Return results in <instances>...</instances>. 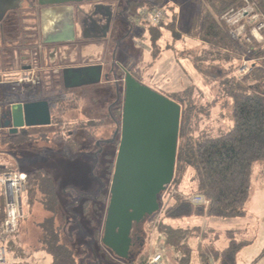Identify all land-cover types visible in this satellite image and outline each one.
<instances>
[{
  "label": "rangeland",
  "instance_id": "rangeland-1",
  "mask_svg": "<svg viewBox=\"0 0 264 264\" xmlns=\"http://www.w3.org/2000/svg\"><path fill=\"white\" fill-rule=\"evenodd\" d=\"M98 2H120L115 10V14L117 13L115 23L117 22V30L121 31L120 37H114L113 40L109 37L99 44L88 43L86 45L90 47H82L79 51L77 48V64H83L89 60L101 62L105 65L106 74H109L111 67L120 70L119 67L123 66L139 77L137 65L140 62L144 70L141 83L169 99H173V92L178 91L180 87L186 88L189 84L196 85L195 82L200 79L199 70L201 69H196L191 62L180 56L181 47L179 45L168 49L169 42L164 37L170 35L167 29L172 31L175 40L180 39L183 33L188 31L192 36L193 17L199 15L203 0H163L164 5L176 12V17H178L176 24L170 23L163 28H147V32L149 29L147 35L143 34L142 29L130 30L128 24L120 19V12L126 8L127 0H84L80 6L82 11H89L87 3ZM153 2L157 3L158 0H139L131 8H135V5ZM29 7V3H23L22 9H25L21 10L20 16L16 20H7L0 27V81L4 82V87L1 88L0 104H4L1 100L8 93H12L11 102H23V104L40 101L38 100L40 98L52 99L60 95L64 98L60 99V102L70 108L64 115L62 128L52 124L44 129H32L31 132H38L34 133L36 134L34 139L37 140L22 146L12 145L9 132L0 130V162L7 165L5 169L16 171L29 172L38 167L47 169L53 176L60 200L59 224H63L65 239H68L69 246L77 253L80 264H108L109 254L114 255V253L105 248L100 240L104 233V230L103 232L100 230L102 225L100 203H103L102 196H106L105 199L109 200L120 146L123 100L119 98L115 86L122 85L121 79L125 72H119L120 76L113 78L109 76L110 81L104 79L103 83L97 87L77 89L71 93L57 90L56 93L45 94L46 83L50 85L52 91L56 89L53 88L56 82L52 68L57 67L60 59L57 58V61L50 62L48 58L46 66L43 64L44 59L49 55L42 50L43 26L40 10L36 6V10L30 11ZM72 7L68 6V8ZM30 14H35L37 20L27 19ZM167 16L168 20H171L173 13L168 11ZM159 29L162 36L157 42V47L153 44L151 46L153 53L156 50L158 52L156 55H150L145 51L148 49L147 43H150L145 42L152 41L153 35H156ZM30 35L35 37L34 41L29 39ZM67 50L64 48L62 58L68 63L72 56L70 53L66 56ZM18 54L21 59L16 60ZM203 56L204 54L201 57ZM26 57L39 58L40 67L37 69L39 72H34L39 78V84L36 86L23 85L21 89L15 86L14 82L26 73L19 67V64H26ZM148 64L151 65L148 66ZM205 69L210 76L208 80L204 79L209 88L203 93L206 100L202 99L201 94H192L186 89L183 96L188 99L184 106V114L185 118L189 119L188 121L183 119L182 124L185 127L189 122L187 129L191 141L215 138L220 133L219 130H229L233 125L231 101L225 96V91L219 81H216L218 71L213 67L210 69L205 67L203 70ZM115 81H120V83L117 84ZM38 89L42 91L41 94L39 91L36 92ZM214 104L219 114L212 117L210 107ZM111 116L115 118V122H112ZM212 118L219 120L211 122ZM118 132L119 135H116ZM44 134L47 135V140L43 138ZM109 141L114 143L109 145ZM12 160L16 162L14 166ZM108 161H113L112 175L109 179L106 178ZM262 166V164L255 166L245 218L226 220L193 218L184 221V227L199 226L203 232L233 231L236 234V240L245 244L238 254V264H264V175L260 173ZM195 188L194 175L189 172L186 180L179 186V192L185 196H193ZM165 200L167 202L166 197ZM47 216L43 206L36 205L31 211L27 208L26 218L21 224L19 233L13 239L14 250L9 259H13L17 264H51V257L40 251L42 231L39 224ZM63 216L65 217L62 219ZM98 230L100 233L97 234ZM160 243L158 235L155 234L151 243L145 240L141 250L131 248L130 252H133L129 256V263L139 264L140 258L135 259V255L140 252L141 257L148 256L146 263L153 254L162 253L164 255L162 264H175L170 252L160 246ZM228 243V240L223 238L213 245L222 250Z\"/></svg>",
  "mask_w": 264,
  "mask_h": 264
},
{
  "label": "trees",
  "instance_id": "trees-1",
  "mask_svg": "<svg viewBox=\"0 0 264 264\" xmlns=\"http://www.w3.org/2000/svg\"><path fill=\"white\" fill-rule=\"evenodd\" d=\"M250 1L255 3L264 14V0ZM135 6L138 12L150 11L164 6V3L163 0H158L157 3ZM243 6L244 0H203L199 15L193 17L192 37L209 45V52L196 59L197 69L203 68L200 65L202 62L209 63L211 61L210 67H212L214 63H219L222 59L232 60L233 66L234 61H238L236 70H228L229 72L223 75L217 72L216 79L225 91V96L231 101L233 125L229 130H219L220 133L215 138L191 141L187 129L189 122L185 127L182 124L183 119L187 121L189 119L188 117L185 118L184 114V106H186L185 103L188 99L183 97L185 93L173 96L172 100L182 106L174 179L166 191L159 196L160 211L152 217L146 218L143 222L134 224L132 250L134 248L141 250L145 240L151 243L153 235L156 234L162 239L163 248L170 252L175 264H238V254L245 247V244L236 240V234L233 231L225 233L203 232L201 227H179L171 224V222L193 218L226 220L247 216L246 207L251 196L255 166L264 163V70L256 65L253 71L242 79L237 78V71L247 49H253L251 57L257 60L264 57V46L255 42L249 46L244 41L240 43L233 41L229 35V28L219 21V18L228 11L238 10ZM169 11L173 13V20L176 21L178 18L176 12ZM170 23L168 21L152 28H163ZM161 36L160 29L156 35H153L151 43L154 47H157V42ZM157 52L158 50L153 55H156ZM223 53L225 54L223 55ZM11 95L12 93L4 95L1 102L6 105L14 103L10 100L13 98ZM38 100H49V98ZM7 101L10 103H6ZM212 107L213 105L210 108ZM69 108L70 106H65L62 102L51 101L52 124L62 128L63 122L60 121L64 119ZM10 137L12 139L11 144L14 146H20L31 138L30 135L23 134L11 135ZM43 138L47 140V135L44 134ZM112 163L113 161L107 162L106 178L108 179L112 175ZM189 172L193 173L196 184V188L193 190L194 195L205 197L209 201L208 206L192 205L188 201V198L192 196H185L179 192L178 188L186 180ZM26 174L28 176V209L31 211L36 205H40L48 214L39 224L42 231L40 251L51 257V264H80L77 253L69 246L68 239H65L63 224H59L58 207L60 200L52 174L43 167L35 168ZM105 198L106 196H102L103 203H100L102 220L100 230L102 232L110 200V197L109 200ZM98 232L100 233L99 230L97 234ZM221 237L229 242L228 247L224 250H219L213 245V241ZM138 238L140 241L137 240ZM200 239L205 241L203 246L199 244ZM100 240L102 242L101 238ZM9 245L13 251V239L10 240ZM140 255L138 252L135 259L139 257V264H147L148 256L141 257ZM162 256L164 258L163 254ZM119 260L127 264L132 263H129V259ZM108 261V264H118L110 257H108Z\"/></svg>",
  "mask_w": 264,
  "mask_h": 264
},
{
  "label": "water",
  "instance_id": "water-1",
  "mask_svg": "<svg viewBox=\"0 0 264 264\" xmlns=\"http://www.w3.org/2000/svg\"><path fill=\"white\" fill-rule=\"evenodd\" d=\"M82 1L62 0V3ZM16 3L19 0H15L12 9L17 8ZM67 72L73 81L78 80L73 85L77 88L101 84L103 79L100 65ZM124 83L121 140L102 244L120 259L128 260L134 224L160 211L159 196L174 179L182 106L144 86L131 74H126ZM1 113L0 129L11 135L52 126L47 101L15 103Z\"/></svg>",
  "mask_w": 264,
  "mask_h": 264
},
{
  "label": "flooded vegetation",
  "instance_id": "flooded-vegetation-1",
  "mask_svg": "<svg viewBox=\"0 0 264 264\" xmlns=\"http://www.w3.org/2000/svg\"><path fill=\"white\" fill-rule=\"evenodd\" d=\"M133 1V2H132ZM29 3L30 11L36 10V6H38L40 10V18L42 23V34H43V46L42 50L46 52L49 56L44 59L43 64L48 63L49 60L57 61V58L60 61L57 64V67L52 68V74H54V80L56 84H54L53 88H56L54 91L50 88V85L44 86L45 94L56 93L57 90L62 92L71 93L77 91V89L84 88H92L97 87L98 85L93 86H84V87H73L74 81L77 84L78 80L73 81V78L69 76L67 70H77L82 68H88L93 66H102L103 67V75H105L106 80L110 81V77L120 76L119 72H125L123 75V79H121L122 85H116L115 88L117 93L119 94V98L121 101H124V90H125V77L126 74L133 75L130 71L126 70L123 66H120V70H115L114 67H111L109 74H106L105 65L103 63L95 64L94 61H86L77 64V48L78 51L82 48H88V43H96L105 42L109 37L110 40L114 37L119 38L121 31L117 30V22L116 20V5L120 2H112V3H87L89 5V11H82L81 4L84 3V0L81 3H62V0H19V3H16V9H12L15 6V0H0V27L4 25L7 20H16L18 16H20L23 3ZM139 2V0H127V5L124 10L120 12V19L125 21L126 24L130 27V30L133 31L137 29L139 21L137 20V12L135 8H131ZM132 5V6H131ZM68 6H73L72 8H68ZM68 10L69 13H66ZM42 16V17H41ZM125 16V17H124ZM27 19L37 20L35 14H30L27 16ZM119 16L117 17L118 21ZM124 23V22H123ZM34 36L30 35L29 39L34 41ZM28 39V38H27ZM67 50V54L70 53L72 56L69 62H63L60 52L63 50ZM27 58V57H26ZM21 59L19 54L16 55V60ZM39 58L25 59V65H20V69H24L25 72H39L40 65H38ZM21 61V60H20ZM19 61V62H20ZM63 62V63H62ZM21 63V62H20ZM17 66V65H16ZM50 73V72H49ZM77 73V72H75ZM71 75V74H70ZM134 77V75H133ZM117 84L120 81H115ZM43 90V88H42ZM39 91L36 90V92ZM42 91L39 93L41 94ZM49 100H40L47 101L50 105V100L59 101L62 98L60 95H56ZM33 103V102H32ZM123 104V103H122ZM73 109V108H72ZM122 114H123V105H122ZM52 117V115H51ZM112 122L116 121L114 117H112ZM63 121V120H62ZM60 121V122H62ZM53 122V117H52ZM119 135V132L116 134ZM114 143L113 141H109L108 144ZM140 241V238L137 239ZM133 246V238L132 245ZM131 250V248H130Z\"/></svg>",
  "mask_w": 264,
  "mask_h": 264
},
{
  "label": "built area",
  "instance_id": "built-area-1",
  "mask_svg": "<svg viewBox=\"0 0 264 264\" xmlns=\"http://www.w3.org/2000/svg\"><path fill=\"white\" fill-rule=\"evenodd\" d=\"M169 10L167 5L150 11L142 10L137 15V20L139 24L156 27L169 21L167 16ZM219 21L229 28V35L233 41L238 43L244 41L249 46L255 41H259L261 33L264 31V14L250 0H244L242 8L228 11L219 18ZM248 29H250L249 34L247 33ZM252 54V48L245 51L242 64L237 71L238 79L245 78L255 68L257 60L251 57ZM35 73L27 71L14 82V85L20 88L27 84L38 85L39 78ZM27 187L28 176L24 172L13 170L0 175V264H16L13 259H9V256L12 255L9 244L10 240L18 234L20 224L26 218ZM188 201L195 206L209 205V201L201 195H194L188 198ZM3 204L4 207H2ZM109 257L118 264H124L111 253ZM162 261V254L158 253L149 258L147 264H162Z\"/></svg>",
  "mask_w": 264,
  "mask_h": 264
},
{
  "label": "crops",
  "instance_id": "crops-1",
  "mask_svg": "<svg viewBox=\"0 0 264 264\" xmlns=\"http://www.w3.org/2000/svg\"><path fill=\"white\" fill-rule=\"evenodd\" d=\"M174 17V16H173ZM170 22H171V24H176L175 22L176 21H174L173 20V18L171 19V20H169ZM177 25H178V23H177ZM147 28H152V27H150L149 25H146V24H143V23H141V24H138V26H137V30L139 29V30H143V34L144 35H147V33L149 32V29H148V32H147ZM168 31H170V35L169 36H167V37H164L165 38V40L166 41H168L169 42V44H167V48L168 49H170V48H176V46L177 45H179V47H181V50H179V54H180V56L181 57H183V58H185V60H187V61H189V62H191V64L196 68V59L197 58H200L204 53H207V52H209V45L208 44H206L205 42H203V41H201L200 39H198V38H195V37H192L191 35H190V33H188V32H186V33H183L184 35L180 38V39H178V40H175V38H173L174 37V34H172L171 32V30L170 29H167ZM247 33L249 34L250 33V29H248L247 30ZM172 35V36H171ZM172 39V40H171ZM147 42H149L150 44H148ZM145 43H147V47H148V49H146L145 51L147 52V53H149L150 55L151 54H153V49L151 48V46H152V43H151V41H146ZM255 43H257L258 45H261V46H264V31L261 33V36H260V40L259 41H255ZM60 54H61V57H62V52H60ZM225 53H223V55H224ZM66 56H69V54H66ZM159 56V54L157 55V57ZM63 59V58H62ZM52 60H50V62H51ZM234 61V60H233ZM63 62L65 63V62H67V61H64V59H63ZM62 62V63H63ZM95 62V61H94ZM235 63H234V66L232 65V60L231 61H227V60H223L222 59V61H219V63H214V65L212 66L213 68H215L216 69V71H218V73H220L221 75H223V74H227L229 71L228 70H236L237 68H236V66L238 67V65H237V63H238V61L237 60H235L234 61ZM97 63V65L99 64L98 62H95V64ZM101 63V62H100ZM210 63H212L211 61L209 62V63H207V62H202V63H200V65H202L203 66V68H201V70H199V72H200V79L199 80H197L195 83H196V85L195 84H189L186 88L184 87H180L179 89H178V91H175V92H173V96L174 95H176V94H180V93H186L185 91L186 90H188V91H191L190 93H192V94H201L202 95V99H205L206 100V98H205V94H203L204 93V91L205 90H209V88L207 87V84L205 83L206 81V79L208 80V78H209V74H208V72L206 71V69H205V71L203 70L205 67L206 68H208V69H210ZM216 64V65H215ZM149 65H151V64H148V66ZM256 65H259V67H261L263 70H264V57L263 58H258L257 59V63H256ZM138 67H137V69L139 68V69H141L142 68V70H139L138 69V75H139V77H136L135 75H134V77L141 83V81H142V76H143V73H144V70H143V65H142V63H140L139 62V64L137 65ZM147 68V67H146ZM197 69V68H196ZM22 70H24V69H22ZM235 72V71H234ZM233 74H235V73H233ZM106 80V77H105V75H103V79H102V82H101V84L103 83V80ZM205 79V80H204ZM106 81H108V80H106ZM192 82H194V81H192ZM3 81H0V94H1V88L2 87H4V85H3ZM9 83H11V82H9ZM22 89V88H21ZM186 89V90H185ZM39 92H41V90L39 91ZM211 94V93H210ZM32 102H35V101H32ZM37 102H39V101H37ZM17 103H23V102H17ZM12 104H15V103H12ZM12 104H9V105H6V104H0V113L2 112V110H4V109H6L7 107H10ZM212 106V105H211ZM216 105H213V107L211 108V112H212V117L215 115L216 116V114L218 113L217 112V109H216ZM230 107H231V103H230ZM219 114V113H218ZM214 116V117H215ZM213 120H219V119H215V118H212V120H211V122L213 121ZM3 121V117H2V113H1V122ZM38 130V129H42V128H30V129H25V130H20L19 131V133L18 134H23V135H30V140L29 141H27V142H25L24 144H26V143H28V142H32V141H36L37 139H34V135H36V134H34V133H38V132H36V131H32L31 132V130ZM0 130H6V129H0ZM8 131V130H7ZM9 132V131H8ZM10 134V133H9ZM17 134V135H18ZM11 135V134H10ZM23 145V144H22ZM22 145H20V146H22ZM16 147V146H15ZM9 162V161H8ZM12 162H13V166L16 164V162L14 161V160H12ZM260 164H262L263 166H262V169H260V173L261 174H263L264 175V163H260ZM6 166L7 165H5V164H2V162H0V175L3 173V172H6V171H13L12 169H5L6 168ZM21 172H24V171H21ZM24 173H26V172H24ZM254 174H255V172H254ZM254 179V178H253ZM2 207H4V204H3V206ZM199 219H203V218H199ZM184 221L185 220H183V221H178V222H171V224H173V225H175V226H179V227H184ZM188 227H199V226H188ZM222 233H225V232H222ZM155 235V234H154ZM153 235V236H154ZM159 238V237H158ZM224 237H221L220 239H216L215 241H213V244L215 245V243H217V242H219L221 239H223ZM152 240H153V237H152ZM159 241L161 242L159 245L160 246H162L161 244H162V239L161 238H159ZM199 244L201 245V246H203V244H205V241L203 240V239H200L199 240ZM228 247V244H227V246L226 247H224L222 250H224L225 248H227ZM11 248V247H10ZM200 248V247H199ZM220 250V249H219ZM11 252H13L12 251V249H11ZM153 255H155V254H153ZM164 259V258H163ZM162 263H163V261H162ZM195 264H198V263H195ZM212 264H214V263H212Z\"/></svg>",
  "mask_w": 264,
  "mask_h": 264
},
{
  "label": "bare ground",
  "instance_id": "bare-ground-1",
  "mask_svg": "<svg viewBox=\"0 0 264 264\" xmlns=\"http://www.w3.org/2000/svg\"><path fill=\"white\" fill-rule=\"evenodd\" d=\"M66 13H69L68 10L66 11Z\"/></svg>",
  "mask_w": 264,
  "mask_h": 264
}]
</instances>
